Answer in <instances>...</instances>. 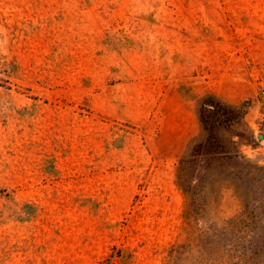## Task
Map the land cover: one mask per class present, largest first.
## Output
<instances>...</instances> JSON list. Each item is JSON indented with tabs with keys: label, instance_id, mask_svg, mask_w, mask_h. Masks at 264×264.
I'll list each match as a JSON object with an SVG mask.
<instances>
[{
	"label": "rangeland",
	"instance_id": "374dc122",
	"mask_svg": "<svg viewBox=\"0 0 264 264\" xmlns=\"http://www.w3.org/2000/svg\"><path fill=\"white\" fill-rule=\"evenodd\" d=\"M262 91L264 0H0V264H264Z\"/></svg>",
	"mask_w": 264,
	"mask_h": 264
},
{
	"label": "trees",
	"instance_id": "16d2710c",
	"mask_svg": "<svg viewBox=\"0 0 264 264\" xmlns=\"http://www.w3.org/2000/svg\"><path fill=\"white\" fill-rule=\"evenodd\" d=\"M239 221H240V219H236V220L230 225V229H233V230L235 229V230H237V228H238L237 225H238ZM251 232H252V230H251ZM257 232H261L260 229H259V230H258V229H254V230H253V233L256 234ZM256 236L259 237V236H260V233H257ZM251 238H252V237H251ZM250 240H251V239H250ZM250 240H249V241H250Z\"/></svg>",
	"mask_w": 264,
	"mask_h": 264
},
{
	"label": "built area",
	"instance_id": "2783aa9c",
	"mask_svg": "<svg viewBox=\"0 0 264 264\" xmlns=\"http://www.w3.org/2000/svg\"><path fill=\"white\" fill-rule=\"evenodd\" d=\"M262 94L264 95V91H262Z\"/></svg>",
	"mask_w": 264,
	"mask_h": 264
}]
</instances>
